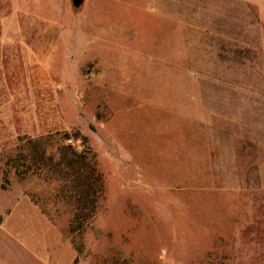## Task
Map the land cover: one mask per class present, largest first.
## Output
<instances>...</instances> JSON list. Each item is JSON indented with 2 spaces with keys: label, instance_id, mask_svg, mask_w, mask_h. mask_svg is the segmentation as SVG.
I'll use <instances>...</instances> for the list:
<instances>
[{
  "label": "rangeland",
  "instance_id": "1",
  "mask_svg": "<svg viewBox=\"0 0 264 264\" xmlns=\"http://www.w3.org/2000/svg\"><path fill=\"white\" fill-rule=\"evenodd\" d=\"M43 1L24 0L28 14L23 15L17 13L16 0L0 9L13 18L22 16L21 27L8 31L29 38L23 73L27 103L13 106L22 135L7 138L8 149L0 154L8 165L2 182L18 185L19 193L45 211L42 217L30 204L17 208L15 225L21 231L13 237L28 246L27 264L50 256L60 264H72V259L73 264L76 259L77 264H103L119 254L135 264H264V190L254 163L242 169L247 165L244 147L226 131L216 133L217 149L206 141L200 151L198 122L182 120L183 105L175 102L181 93L168 90V85L182 86L180 77L149 65L148 49L144 57L135 55L132 35L148 30L149 15L141 29L131 20L119 35L115 22L104 17L115 6L109 0H87L79 7L72 0ZM161 47L157 43L152 53ZM8 78L15 80V72ZM210 88L204 85L201 94L206 107ZM17 123L12 120V133ZM64 133L70 134L62 139L65 144L95 154L105 180L102 207L75 237L69 229L74 206L62 195L63 184L44 169L18 162L22 139L51 138L57 145ZM241 173L244 178L249 174V184ZM15 199L16 193L0 192L2 207ZM74 240L82 245L81 254ZM16 251L18 245L0 241L4 264H23Z\"/></svg>",
  "mask_w": 264,
  "mask_h": 264
},
{
  "label": "crops",
  "instance_id": "2",
  "mask_svg": "<svg viewBox=\"0 0 264 264\" xmlns=\"http://www.w3.org/2000/svg\"><path fill=\"white\" fill-rule=\"evenodd\" d=\"M85 1L87 0H83L81 5ZM109 1L115 6L113 10L105 11L104 17L112 21L109 23L115 22L119 35L123 34V27L131 24V20L141 29L146 22L145 15H149L148 30H143L141 34L138 32V36L132 35L135 55L144 57L145 50L148 49L151 61L149 65L163 66L170 77L173 74L180 77L182 86L174 88L168 85V90L173 88L181 93L175 98V102L183 105L186 117L182 120L198 122L197 145L200 151L203 152L202 145L206 141L211 142V148L215 146L217 149L216 133L229 132L233 142H240L244 147L247 165L242 169L252 167V161L258 183L264 190V0ZM12 2L13 0L1 2L0 9ZM16 2L17 13L28 14V11L23 12V8H28V2ZM45 3L42 0V4ZM122 6L129 11L124 14ZM36 14L39 18L43 16ZM21 17L7 16L5 10L0 13V89L4 90V96L0 98V106H4L0 107V154L8 149L5 148L7 138L12 140L14 135H22L17 133L19 125L13 106L27 103L28 84L23 79L26 76L23 73L29 65V38L27 35L25 39L22 32L8 31L16 25L21 27ZM159 32H163L164 36H157ZM157 43L164 47L157 48L152 53ZM126 46L121 44V49L131 51ZM158 63L163 65H157ZM13 71L16 74L15 80L8 78L9 75L13 77ZM204 85L212 86L206 89L210 102L208 107L202 98ZM20 110L22 112V107ZM14 119L17 126L12 133L8 128ZM216 122L228 127H217ZM233 128L238 132H231ZM216 162L219 163V160ZM5 166H8L7 163L0 161V192L16 193V199L6 207L0 204V241L18 245L16 257L27 264L28 246L18 239L16 242L13 237L14 232L21 231L15 225L16 211L21 204L26 203L41 213L42 217L44 212L28 194L19 193L21 188L18 185H5L2 182V169ZM216 168L221 167L218 165ZM241 177L245 183L251 182L249 174L244 178L241 173ZM47 251L48 254H53L51 249L48 248ZM53 258H35L32 261L35 264H60ZM73 261L74 259L72 264ZM4 262V257L0 256V264Z\"/></svg>",
  "mask_w": 264,
  "mask_h": 264
},
{
  "label": "trees",
  "instance_id": "3",
  "mask_svg": "<svg viewBox=\"0 0 264 264\" xmlns=\"http://www.w3.org/2000/svg\"><path fill=\"white\" fill-rule=\"evenodd\" d=\"M62 136L57 145L53 144L51 138L22 139L24 147L18 162L25 161L28 168H34L36 171L44 169L63 184L61 193L74 206L69 229L75 237L83 233L102 207L105 180L97 167L95 154L87 149L78 151L74 146L65 144L62 139H68L70 134L64 133ZM74 136L76 139L79 138V135ZM74 247L78 254L82 253V245L75 240ZM77 262L78 259L75 260V264ZM103 264L135 263L119 254Z\"/></svg>",
  "mask_w": 264,
  "mask_h": 264
},
{
  "label": "water",
  "instance_id": "4",
  "mask_svg": "<svg viewBox=\"0 0 264 264\" xmlns=\"http://www.w3.org/2000/svg\"><path fill=\"white\" fill-rule=\"evenodd\" d=\"M72 1H73V4L77 7H79L83 2V0H72Z\"/></svg>",
  "mask_w": 264,
  "mask_h": 264
}]
</instances>
